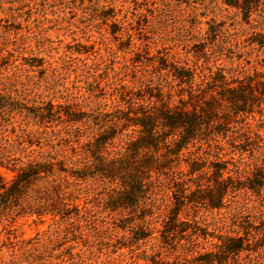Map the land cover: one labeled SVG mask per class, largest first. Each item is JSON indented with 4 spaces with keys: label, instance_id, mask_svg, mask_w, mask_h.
Masks as SVG:
<instances>
[{
    "label": "rangeland",
    "instance_id": "1",
    "mask_svg": "<svg viewBox=\"0 0 264 264\" xmlns=\"http://www.w3.org/2000/svg\"><path fill=\"white\" fill-rule=\"evenodd\" d=\"M246 1L248 23L225 0H0V184L29 162L74 159L104 130L106 115L118 104L116 88L135 91L141 75L157 81L151 56L179 66L221 68L229 80L264 74V47L252 42L255 34L264 35V0ZM246 122V151L231 154L214 137L208 138L209 155L189 145L182 158L235 162L244 180L264 163V117L253 114ZM116 132L107 145L112 155L131 128ZM178 170L185 173L187 164ZM109 188L98 178L73 186L80 212L58 224L50 215L2 212L0 264H148L152 256L163 264H200L194 256L218 252L215 237L193 245L187 238L191 228L184 239L176 235V249L160 248L161 218L146 217L142 228L129 222L125 210L107 205ZM169 201L170 189L160 177L152 205L162 209ZM224 203L196 213L197 232L238 237L243 234L230 227L234 216L256 226L264 221V192L240 189ZM192 219L191 212L179 215L181 221ZM246 244L237 255L220 254L221 263L214 264H264V237Z\"/></svg>",
    "mask_w": 264,
    "mask_h": 264
},
{
    "label": "trees",
    "instance_id": "2",
    "mask_svg": "<svg viewBox=\"0 0 264 264\" xmlns=\"http://www.w3.org/2000/svg\"><path fill=\"white\" fill-rule=\"evenodd\" d=\"M225 2L241 9L243 20L248 23V1ZM252 42L264 47V35L255 34ZM148 60L158 75L157 81L141 75L135 91H127L126 86L116 88L118 104L106 115L104 130L75 151L70 162L54 158L29 162L8 184L1 183L0 214L11 209L16 216L50 215L53 219L58 217L56 224L76 218L80 209L74 201L78 196L71 188L89 178H98L110 187L109 208L125 210L129 222L140 223L142 228L148 224L146 217L161 218L160 248L176 249V235L184 239L183 233L191 228L187 238L193 245L207 236L218 242V252L197 254L193 260L200 264L221 263L220 254L237 255L246 249L244 242L250 245L264 237V221L256 226L248 217L234 216L231 230L243 236H214L206 231L197 232L195 215L201 208L225 207L226 196L240 189L261 195L264 163L241 180L242 171L235 162L208 161L202 156L183 159L181 151L191 145L204 150L203 155L207 156L208 138L214 137L228 144L233 149L231 154L246 151L251 132L247 117H264V74L255 72L229 80L221 68L213 70L196 63L179 66L159 56ZM120 105L125 108H118ZM130 128L121 150L113 155L108 152L107 145L116 131ZM181 162L187 164L185 173L178 170ZM160 177L170 189V201L162 209L151 202ZM185 211L192 214L190 222L179 220ZM141 237L145 236L138 239ZM179 247L195 253L193 248ZM147 258L148 264H163L153 256Z\"/></svg>",
    "mask_w": 264,
    "mask_h": 264
}]
</instances>
